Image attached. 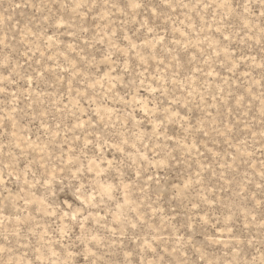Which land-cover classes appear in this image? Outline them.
Masks as SVG:
<instances>
[{
    "label": "rangeland",
    "instance_id": "obj_1",
    "mask_svg": "<svg viewBox=\"0 0 264 264\" xmlns=\"http://www.w3.org/2000/svg\"><path fill=\"white\" fill-rule=\"evenodd\" d=\"M0 264H264V0H0Z\"/></svg>",
    "mask_w": 264,
    "mask_h": 264
}]
</instances>
